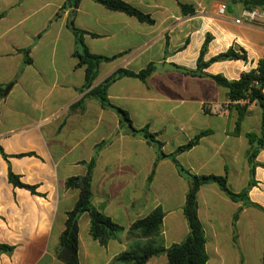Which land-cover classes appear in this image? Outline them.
<instances>
[{"label":"crops","instance_id":"0c3cea01","mask_svg":"<svg viewBox=\"0 0 264 264\" xmlns=\"http://www.w3.org/2000/svg\"><path fill=\"white\" fill-rule=\"evenodd\" d=\"M153 20L113 11L94 0H83L74 24L88 34L92 54L116 57L100 66L96 84L118 70L155 71L142 81L122 77L109 88L114 105L125 110L132 125L148 128L170 155L205 133L198 145L177 156L196 176L226 175L229 189L249 186L250 133L260 134L258 103L240 112L227 90L210 78L187 76L175 66L196 70L204 61L231 48L246 52L247 61L216 62L206 72L238 80L264 58V26L235 23L251 0H123ZM65 0H0V86L18 83L0 100V242L15 247L0 254V264H65L58 259L67 213L75 207L79 189H68L72 177L88 173L96 147L99 152L92 181L95 208L124 230L102 246L91 235V217L79 221L80 264H112L127 251L132 225L161 208L165 213L161 239L166 248L190 233L184 214L192 183L169 158L143 136L121 126L119 115L89 99L85 109L72 111L84 93L85 67L74 56L76 37L68 27L70 11L55 19ZM221 3L228 6L219 17ZM182 5L192 8L183 11ZM259 6V5H257ZM33 62L24 66L23 50ZM243 105V104H242ZM23 155L21 157H18ZM256 161L264 164V150ZM157 165L155 166V163ZM9 167L37 194L9 181ZM155 167V172L152 176ZM250 200L264 208V167L258 166ZM198 215L206 237L207 264H264V213L230 199L217 184L201 186ZM147 264H169L167 255Z\"/></svg>","mask_w":264,"mask_h":264},{"label":"trees","instance_id":"16d2710c","mask_svg":"<svg viewBox=\"0 0 264 264\" xmlns=\"http://www.w3.org/2000/svg\"><path fill=\"white\" fill-rule=\"evenodd\" d=\"M83 0H65L63 7L56 14L55 19L62 16L66 11L72 14V20L68 24L70 30L76 37V48L74 56L78 58V67H85V84L80 89L84 93V97L72 107V111L77 108L85 109V103L89 99H96L102 107L116 112L121 120V126L124 127L126 122H129L130 127L127 129L133 135L143 136L150 144H153L159 153V159L169 158L178 167L180 174L188 179L194 188L190 189L187 194L184 206V214L189 224V235L179 244H175L170 248H166L161 239L162 226L165 218V213L161 208L154 210L147 217L136 221L129 230L128 238L130 240L127 251L117 256L112 264H147L153 258L161 255H167L169 264H207L208 255L206 253V237L204 227L198 215V192L201 186L207 184H217L220 189L233 201L243 202L244 205L254 207L264 213V208L250 200L249 193L256 186L255 174L258 166L264 167L256 161L258 155L264 150V58L258 62L256 69H252L241 75L238 80H228L221 74L211 75L206 70L216 62L244 60L247 61L246 52L238 51L236 48H231L227 52L215 56L208 62L204 61V56L208 47V43L204 45L200 58L197 63L196 70H187L178 66L175 68L187 76L210 78L216 82L220 88L226 89L228 98L231 103H235L240 112V116L244 115L249 105L258 103L261 110V131L260 134L250 133L249 141L254 148L249 158L251 167V180L249 186L240 193H234L229 189L228 177L226 175H208L196 176L191 174L187 169L180 165L177 156L183 152L190 151L194 146L198 145L205 133L196 136L188 144L179 147L174 153L167 155L163 151V143L157 139V134L151 133L148 128L139 130L136 129L130 120L128 113L117 107L109 98L110 86L122 77H134L142 81L155 71V66L150 65L139 73H134L128 70H118L112 76L107 78L100 84H96L99 76L100 66L104 62H110L116 57H104L92 54L84 43V36L88 34L86 31L78 29L74 24V18L77 9ZM106 8L125 13L138 18L140 21L153 23L151 17L144 14L134 6L123 0H94ZM258 5H264V0H257ZM183 11H192V8L182 5ZM30 50H23L25 55L24 66L32 64L33 60L30 57ZM22 69L19 71L16 78L10 83L0 86V100L9 93L18 83L22 74ZM243 104V105H242ZM96 147L94 158L88 166V173L83 177H72L66 182L68 189H79V199L73 210L67 213L66 228L60 237V243L57 249V256L60 261L65 264H80L79 259V221L83 214L88 213L91 217V235L99 241L102 246H107L110 240L116 238L124 229L115 224L110 218L100 213L92 203V181L96 161L100 150L107 144ZM0 153L8 161L9 156L6 155L0 147ZM20 155L18 157H21ZM157 162L155 163V166ZM155 172V167L151 178ZM9 181L15 187L27 189L33 194H37V188L24 184L20 177L15 175L9 167ZM15 247L3 244L0 242V254L12 255Z\"/></svg>","mask_w":264,"mask_h":264},{"label":"built area","instance_id":"2783aa9c","mask_svg":"<svg viewBox=\"0 0 264 264\" xmlns=\"http://www.w3.org/2000/svg\"><path fill=\"white\" fill-rule=\"evenodd\" d=\"M228 6L226 3H221L217 9L219 17L225 18L227 15ZM238 25L245 26H264V8L245 9L242 15L235 21Z\"/></svg>","mask_w":264,"mask_h":264},{"label":"rangeland","instance_id":"374dc122","mask_svg":"<svg viewBox=\"0 0 264 264\" xmlns=\"http://www.w3.org/2000/svg\"><path fill=\"white\" fill-rule=\"evenodd\" d=\"M253 1V6H251L250 8H246V9H256V8H264V5H259L257 6L258 4L256 3L257 0H251Z\"/></svg>","mask_w":264,"mask_h":264},{"label":"water","instance_id":"95a60500","mask_svg":"<svg viewBox=\"0 0 264 264\" xmlns=\"http://www.w3.org/2000/svg\"><path fill=\"white\" fill-rule=\"evenodd\" d=\"M126 127H128V128L130 127L129 122H126ZM191 187L194 188V184H192Z\"/></svg>","mask_w":264,"mask_h":264}]
</instances>
